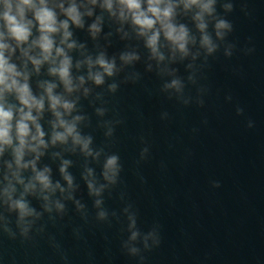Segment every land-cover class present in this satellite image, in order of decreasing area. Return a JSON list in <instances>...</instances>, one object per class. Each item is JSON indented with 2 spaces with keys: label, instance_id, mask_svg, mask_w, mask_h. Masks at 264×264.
I'll return each mask as SVG.
<instances>
[{
  "label": "water",
  "instance_id": "obj_1",
  "mask_svg": "<svg viewBox=\"0 0 264 264\" xmlns=\"http://www.w3.org/2000/svg\"><path fill=\"white\" fill-rule=\"evenodd\" d=\"M171 2V22L188 32L187 53L161 32L158 59L130 16L118 18L116 0V15L100 6L103 0H75L85 5L82 14L91 8L92 15H82V27L68 22L71 36L64 44L62 33L52 34L53 55L61 47L71 58V92L49 75L54 65L44 62L35 72L5 36L2 42L14 49L9 62L28 73L32 94L39 98L41 84H55L53 94L74 105L62 118L79 117L76 132L89 143L84 150L71 137L49 143L55 117L45 96L38 123L48 147L40 149L35 168L49 169L53 190H41L31 167L20 170L23 184L17 183L11 148L0 154V264H264V0H213L211 14H203V33L193 19L199 8ZM47 3L58 23L67 19L55 5L67 8L69 0ZM220 21L228 27L218 30ZM33 23L21 48L39 35ZM205 34L211 52L201 44ZM38 54V48L29 51ZM101 54L114 64L111 75L95 64ZM126 55L136 58L125 61ZM90 73H100L102 83ZM6 99L19 107L14 95ZM113 156L111 171L105 165ZM34 157L26 151L22 163ZM30 180L35 187L25 191ZM9 181L12 200L23 198L32 209L23 220L3 195Z\"/></svg>",
  "mask_w": 264,
  "mask_h": 264
},
{
  "label": "clouds",
  "instance_id": "obj_2",
  "mask_svg": "<svg viewBox=\"0 0 264 264\" xmlns=\"http://www.w3.org/2000/svg\"><path fill=\"white\" fill-rule=\"evenodd\" d=\"M96 2L97 0H87V3L91 5H95ZM180 2L183 4L185 10L190 9L192 6L199 8L193 19L197 21L196 26L203 33L206 28V24L203 22V14H211L213 0H207V2H203V0H180ZM144 3L146 7L142 8V0H116L118 18L127 20L130 16L131 23L139 29L138 34L147 37L146 47L158 59H163V56L159 55L157 51V42L161 32L165 40L175 50L186 54V44L189 42L187 29L183 25L176 26L171 22L175 14L174 9L176 5L171 0H144ZM100 6L109 11L110 15H116L112 11L113 0H103ZM55 7L59 8L67 19L61 20L58 23L56 13L48 6L47 0H0V21L3 22V28L5 29V31L0 32V154H3L6 148H11L12 163L16 166V171L12 173L13 179L17 183L23 184V180L19 175L20 170L31 167L34 173L32 180L41 185V190H53L48 176L49 169L45 167L42 171H36L35 168V160L43 154L40 149L48 147V144L43 139L44 132L38 123L44 110L45 96L48 100L49 110L55 117L54 121H50L52 132L49 143L52 145H55L57 142L65 143L71 137L73 143L81 144L82 150H84L87 149L89 141L87 139L82 140L79 133L76 132L75 125L76 121L80 119L79 117H73L71 121L62 118V115H67L71 112L74 106L73 103L64 100L59 95H54L53 89L56 85L48 82L40 85L43 88L44 95H41L39 98L34 96L28 84V73L18 71L16 64L9 62L14 49L2 41H4L5 36L15 41L16 48H20L21 55L31 62L35 72H39V68L44 62L54 65L48 69L49 75L57 76L63 84L65 91H73L74 86L70 76L71 58L61 47H56L55 55H53L54 40L52 39V34L62 33L60 44H64L71 36V32L68 31V22L71 21L73 25L82 27V15L91 16L92 10L91 8H87L82 14L79 8L85 7V5H77L75 0H69L67 8L64 7L63 3H58ZM29 12L32 14L31 19L27 17V13ZM34 21L39 35L31 41L28 48H21L20 46L26 43L32 35ZM98 21L99 17L97 18V23H93L90 26L93 34L99 31ZM157 23L160 26L158 30L154 29V25ZM227 27L228 25L224 21H220L216 25L218 30ZM150 30L151 35H148ZM217 35H220L219 31H217ZM201 44L209 52L213 50L214 46L211 44L208 35H202ZM66 47L71 49L75 47V43H69ZM33 48L39 49L38 58L29 55V51ZM5 51L9 53L8 57L5 56ZM57 57H60L58 63ZM121 58L129 61L136 57L126 55ZM87 63L91 67V59ZM95 64L103 69L104 74H112L114 64L106 61L102 54L97 57ZM89 76L96 84L102 83V75L100 73L95 75L90 73ZM78 79L83 83V77ZM176 83V81H173V85ZM8 94L14 95L19 107L7 102L6 95ZM58 108L63 109L64 112L61 113V111H58ZM33 110L36 112L35 116L32 114ZM239 111L242 110L238 109ZM249 126H251L250 123ZM57 128H61L63 131H57ZM13 140L16 141L15 145L13 144ZM26 151L35 153V157L27 163H22ZM116 159L115 156L110 157L105 168L114 171ZM12 163L5 162L6 167L11 169ZM66 166L67 161L60 168L62 174L65 173ZM5 179L7 180L8 177L5 176ZM64 179L71 185L70 176L65 174ZM32 180L25 185V191H29L35 187ZM55 187H59V185L57 184ZM88 187L89 189L92 188L91 183H89ZM14 191L15 189L12 187L11 181H9L8 186L3 190V195L10 201L9 207L17 210L19 218L23 220L25 216L32 214V209L28 207L23 198L12 200V193ZM44 199H47V197H44ZM57 207L59 208L61 205L58 204ZM135 235L133 233V238H135Z\"/></svg>",
  "mask_w": 264,
  "mask_h": 264
}]
</instances>
